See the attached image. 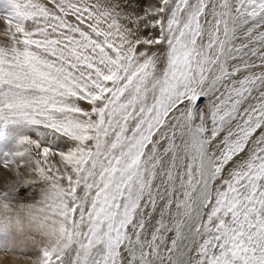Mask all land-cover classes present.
Segmentation results:
<instances>
[{
	"label": "snow or ice",
	"instance_id": "1",
	"mask_svg": "<svg viewBox=\"0 0 264 264\" xmlns=\"http://www.w3.org/2000/svg\"><path fill=\"white\" fill-rule=\"evenodd\" d=\"M7 3L0 174L67 222L41 264H264V0Z\"/></svg>",
	"mask_w": 264,
	"mask_h": 264
},
{
	"label": "clouds",
	"instance_id": "2",
	"mask_svg": "<svg viewBox=\"0 0 264 264\" xmlns=\"http://www.w3.org/2000/svg\"><path fill=\"white\" fill-rule=\"evenodd\" d=\"M19 185L0 174V191L15 193ZM67 222L44 200L24 202L13 196L0 197V231L15 239L0 247V264H41V249L62 252L67 244ZM32 253V255H29Z\"/></svg>",
	"mask_w": 264,
	"mask_h": 264
},
{
	"label": "rangeland",
	"instance_id": "3",
	"mask_svg": "<svg viewBox=\"0 0 264 264\" xmlns=\"http://www.w3.org/2000/svg\"><path fill=\"white\" fill-rule=\"evenodd\" d=\"M44 2H46V0H44ZM11 10V6L7 3V0H0V15H7L11 12ZM3 30L4 24L3 21H0V34L3 33ZM0 37L1 39H3L2 35H0ZM204 103L205 101L203 98L198 100L197 108L202 107ZM4 131L5 136L3 139H0V161L14 160L15 157L13 154L18 150V146L15 142L16 126L9 125L7 129H4ZM5 177L12 180L13 182H16L19 185L18 191L11 194L7 192L6 196L11 195L18 200L30 202L33 201L34 197L40 198L43 192H47V186L45 185L46 183L24 168H17L14 174L8 173ZM39 182L41 183L39 184ZM36 183L39 184V186L41 185V187H39ZM44 187L46 188V191H44ZM45 195L46 193L42 196V198H44ZM13 240L14 239L12 238V235H10L9 232L0 231V247L5 246Z\"/></svg>",
	"mask_w": 264,
	"mask_h": 264
},
{
	"label": "bare ground",
	"instance_id": "4",
	"mask_svg": "<svg viewBox=\"0 0 264 264\" xmlns=\"http://www.w3.org/2000/svg\"><path fill=\"white\" fill-rule=\"evenodd\" d=\"M4 41V39H1V37H0V43H2ZM86 106V105H85ZM36 178V177H35ZM41 182H39V184H40ZM37 184V183H36ZM39 184H37L38 186H39ZM44 184V183H43ZM46 185V184H45ZM42 186H44V185H42ZM39 187H41V185L39 186ZM45 188V187H44ZM47 188V187H46ZM46 188H45V190L44 191H46ZM40 189V188H39ZM41 190V189H40ZM43 191V190H42ZM41 191V192H42ZM46 193V192H45ZM44 192H43V194H42V196L45 194ZM39 195V194H38ZM40 196V195H39ZM42 196L40 197V198H36V197H34L33 198V201H36V202H39V201H41V200H44V198H45V196H44V198H42ZM8 235V234H7ZM10 235H12L11 233H10ZM12 238L13 239H15V237L12 235ZM6 242V241H5Z\"/></svg>",
	"mask_w": 264,
	"mask_h": 264
}]
</instances>
